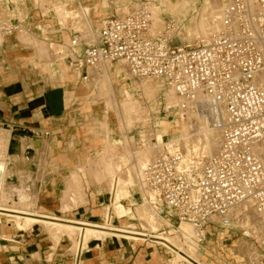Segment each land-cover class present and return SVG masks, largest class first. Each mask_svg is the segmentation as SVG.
<instances>
[{
    "label": "built area",
    "instance_id": "built-area-1",
    "mask_svg": "<svg viewBox=\"0 0 264 264\" xmlns=\"http://www.w3.org/2000/svg\"><path fill=\"white\" fill-rule=\"evenodd\" d=\"M39 1L0 0V51L9 36L35 34L27 23L31 7L46 41L61 43L53 37L67 35L61 61L78 81L88 84L109 68L128 89L145 81L160 85L158 120L171 125L163 139L157 138L161 126L154 115L143 114L130 129L132 136H124L134 163L135 153L154 149L139 173L143 189L152 194L147 206L160 226L145 229L139 219L122 217L146 231L141 242L167 251L170 257L163 264L178 252L182 264H210L215 252L209 238L226 245L235 231L238 240L254 248L243 256L246 262L264 264V160L255 152L264 143V0H214L221 10L208 17L206 32L181 42L175 40L181 23L172 15H165L161 30L154 27L150 0H125L123 13L118 0H108V15L95 20L89 13L82 26L71 18L62 23L55 6L82 10L86 0ZM134 92L144 95L139 87ZM114 120L111 134L116 136ZM182 125L190 134L188 142H172ZM203 132L214 136V150H206ZM41 135L52 132L44 129ZM105 211L102 223L108 221ZM249 212L252 222L240 227ZM184 224L189 230L182 229ZM167 236H178L177 245ZM189 246L197 249L195 255ZM86 249H77L74 264H80ZM134 255L130 246L129 258Z\"/></svg>",
    "mask_w": 264,
    "mask_h": 264
},
{
    "label": "bare ground",
    "instance_id": "bare-ground-1",
    "mask_svg": "<svg viewBox=\"0 0 264 264\" xmlns=\"http://www.w3.org/2000/svg\"><path fill=\"white\" fill-rule=\"evenodd\" d=\"M39 3L43 6L42 2L39 1ZM192 8H194V10L202 16L205 15V12H207L211 17L218 16L221 10L220 5L216 4V2H212V0L205 2L199 0H180L179 2H173V0H157L155 3L150 2V10L153 15L154 27H156L158 30H161L163 28L165 15H171L169 11H172V15L175 20L181 22V14H187ZM55 9L62 23H65L68 18H71L74 24H76L77 26H82L87 23L85 10H68L63 8L61 5L55 6ZM123 12L125 11L122 10L121 13ZM96 13L98 14L99 12ZM20 16L22 17V14ZM100 17L104 16L101 15ZM205 32V22L201 19L197 24L195 23V27L193 29L182 30L181 34L176 36L175 40L176 42H181L182 40L192 36L193 33L196 35H201ZM17 37L19 41L25 46L35 47L36 52L28 58L29 61H34V55H37L40 60L48 59V55H51V57L53 58L52 62L57 63L61 69V79L65 80L68 78L66 66L64 62L61 61L60 56V52H62L64 49V44L51 41L46 42L45 39L41 37V35L37 36L27 31L19 33ZM65 38L68 40L67 35H65ZM38 66L43 72L49 73L50 79L46 81V84H49L53 77L51 75V67L47 64L40 63L38 64ZM115 66L116 68H119L118 65ZM116 80L114 75L110 72L109 68H107L99 75H95L90 82L91 84L83 83L82 87L84 88V86L87 85L89 86L87 89L90 90L92 87L94 90H96V95L106 94L110 97V99L113 100V98L115 97L114 84ZM155 84L157 85V87H154ZM138 87L143 91L145 96H152L155 91H160V85L158 83L150 81H145L141 85H136V90L138 89ZM117 91L122 94L121 90L116 89V92ZM95 94L92 98L96 96ZM137 102V100H133L132 97H129L119 106L116 100L115 111L110 107V105L107 106V104L105 103L103 114L106 113L107 117H109L108 114H111V112L114 111L113 113L114 117L116 118V122L118 123V127L119 129H123V123H131L133 120V116L138 113L137 109L139 108L138 106H136ZM120 114L122 115L120 116ZM107 117L105 116V120H103L104 122L101 123L103 124L102 127L103 129H105L104 132L107 136L105 138V145L101 149L96 151L97 159L87 164L88 174L89 176H93L96 182L102 183L108 178L110 180L109 191L111 193V197L105 211V215H107L108 219L107 223L92 222L84 219H70L66 216L38 211L36 209L38 205V198L33 197L31 188L28 184V180L31 177L30 172L22 170L12 171L9 168V162L11 160L16 161L18 158L15 157L14 159H12L10 148L13 141V136L11 130L5 127H0V222L3 221V217H6L8 221L14 222V227L16 230H25L33 227L34 225H43L44 229L52 235V238L56 244H58L61 238L64 236L71 238L76 237L77 240L75 241V246L77 249H81L82 246L85 248L93 237L100 239L111 237L116 239V243L118 242V240H124L126 242L135 240L136 242H141L143 238L142 236H144L146 233L145 230L141 231L129 226V221L126 220L122 221V225L114 223L115 219L117 220V209L115 217V208H113V206H116L117 202L119 201L120 188L122 187L123 183L126 182V180L123 179L122 173L126 174L128 172L130 173L128 181L133 184L132 186H136L137 188H139V198L142 202V214L144 215L142 217H138L137 219L140 220L141 225L145 229L149 228L153 229L154 231L158 230L160 222L157 218H155V216L151 213L149 207L147 206V201L150 199V197H152V194L149 191L143 189L139 173V169L145 164V162L154 156V149L150 148L147 150L138 151L135 154L137 163L135 164V166H129L132 160V154L129 150H127V153L125 155L115 154L114 150L115 148H117L116 139H119V136H115V141L111 138L109 123L110 121L107 120ZM161 119L165 121L164 118ZM166 123H162L164 124L163 131L165 133L167 132L168 127L171 126L168 122ZM179 132L180 134L178 136H175L172 142H177L180 140L188 142L190 134L188 133L184 125L181 126ZM203 134H205V138L207 141V144L205 145L206 150H214L216 146V142L213 140L214 136H211L207 132H203ZM158 140L160 141L161 139ZM198 147V143L196 142L193 148L195 151H197ZM255 152L264 160V143L257 145L255 148ZM69 172V175L64 180L61 195L62 197H60L61 211L64 213L86 202V192L84 190L82 177L80 176L77 169L74 171L69 170ZM15 174L18 179V183L14 182ZM251 214L252 213L249 212L245 215L240 227L246 228L250 225V223L252 222ZM182 229L189 230V226L184 224L182 225ZM165 238L176 245L179 241L178 236H167ZM243 242H241L240 244L241 247L244 244ZM241 247L239 246V248ZM189 248V253L191 255H195L197 249L193 246H189ZM182 256L183 255L178 252V254L171 260L170 264H182L180 263L181 259H183ZM214 258L218 259V256L215 254L212 259Z\"/></svg>",
    "mask_w": 264,
    "mask_h": 264
},
{
    "label": "crops",
    "instance_id": "crops-1",
    "mask_svg": "<svg viewBox=\"0 0 264 264\" xmlns=\"http://www.w3.org/2000/svg\"><path fill=\"white\" fill-rule=\"evenodd\" d=\"M26 12L30 15L29 21L27 22L28 25L35 32H39L38 24L40 23V19L37 14L32 12L31 7H28ZM65 35H55L53 39L66 42ZM22 46L24 44L19 41L17 36H9L5 39L4 47L0 51V124L10 129L11 133L15 132L16 129L24 132L28 128V134H33V136L19 134L16 138L13 137V141L20 139L24 143L20 145L21 142H18L21 148L19 149L21 150V154H12L10 151L12 157L18 158L16 161L11 162V164L16 166V163H21L25 168H11L12 170L30 172L31 178L28 182L34 189L35 187L39 189L38 205L36 207L38 211L66 216L70 219L100 222L103 220V212L100 208H96V205H102V203L97 202L101 198L105 199L107 191L96 194H87L86 191L90 185H101L100 183L92 182V179L87 174L88 171L86 168L89 159L96 153L93 152L89 155V149L85 147L78 148V141L74 142L77 139L75 137L77 133L73 134L72 142L68 147L62 149L56 147V141L53 137L54 133L47 126L53 118H62L63 113H67L66 111H69L70 116L75 115L74 106L77 102L71 99L69 103H66V91H64L63 101H56L55 98L58 93H61L62 87L51 86L50 83L46 84L45 82L41 98L35 101L37 105H35L33 114L31 116H25L24 113L27 111L22 109V95H20L23 92V87L19 86V89H17L15 84L9 86L10 82L13 81V75L23 76L29 72L27 66L25 67L26 63L21 62H23L22 60H28L30 56L26 58L19 57V55H25L21 52L25 48H22ZM9 55H11V58L15 55L18 56L14 58L12 64ZM64 64L68 73V78L65 80L76 84L78 79L71 73L67 64ZM35 67L34 65L33 69ZM5 75H9L8 78H5ZM82 84L79 86V89L82 88ZM28 85L31 86V83H28ZM29 90L32 91V89ZM90 110V108L87 109L85 113H89ZM84 122L85 119L83 118L76 119L78 125H83ZM44 129L50 130L52 135L49 137L42 136L41 131ZM111 138L113 139L114 137L111 135ZM29 151L33 152L32 155L34 156L35 163L29 161L25 156V152L28 153ZM43 156L46 163L45 166L38 163ZM33 165L35 170L26 167H32ZM69 169L71 171L76 169L77 171L80 170V176L82 177L86 192V202L64 213L61 211L60 203L64 183L62 178L63 174L69 172ZM113 208H115V217L117 209V218L121 217V221H127L126 218H122L124 213L129 217L135 216L131 210H126L124 206L118 205ZM2 234H7L9 237L2 241L4 248L0 251V264H74L76 262L75 253L77 250L71 249L70 239L62 237L58 244H54L51 235L46 232L43 225H34L25 230L10 229L7 233L0 231V235ZM117 244L115 239H104L103 241L93 243L84 250L80 264H163L170 257L167 251L152 243L134 242L129 245L128 242L122 244L117 242ZM130 246L135 250V255L132 258H129ZM122 248H124L123 253H120L116 258V251H120ZM213 252L216 253V250ZM210 264H212L211 261Z\"/></svg>",
    "mask_w": 264,
    "mask_h": 264
},
{
    "label": "rangeland",
    "instance_id": "rangeland-1",
    "mask_svg": "<svg viewBox=\"0 0 264 264\" xmlns=\"http://www.w3.org/2000/svg\"><path fill=\"white\" fill-rule=\"evenodd\" d=\"M118 1H119V3H121L120 4V6H121L120 13H121L122 10L125 11L124 7L126 4L125 3L122 4L123 1H125V0H118ZM156 1L157 0H150V2H152V3H155ZM179 1L180 0H173V2H179ZM199 1L205 2V1H211V0H199ZM212 2H216V1L212 0ZM108 3H109L108 0H103V1L102 0H86L85 4L87 6L82 9V10H85L86 19L88 20L87 14H89V13L96 16L94 18L95 20H98V17H100L101 15H103L104 17L107 16L108 13L104 7L107 6ZM216 4H218V3L216 2ZM77 10H79V9H77ZM19 12H20V14H22L21 9H19ZM96 12H99L98 13L99 16L97 15ZM169 13L172 15V11H169ZM208 16H209V14L207 12H205V15H203V16L201 14H198L194 10V8L190 9L187 14L182 13L181 14L182 21L180 22L181 23V30L179 31V33L176 36L180 35L182 30L193 29L195 27V23L197 24L198 21H200L201 19L205 22V29L207 30V28H208L207 27ZM194 18H196V19H194ZM44 31H45V29H44ZM35 35L39 36L40 33L38 31H36ZM196 36L197 35L193 33L192 36H190L189 38H186L184 40H188V39H190L192 37H196ZM42 38L45 39L44 37H42ZM184 40H182V41H184ZM23 47H25V48H23ZM22 48L23 49L21 52L24 53L25 55H21V56L19 55V57H29L36 52L35 47H27L24 45V46H22ZM56 48H59V47H56ZM49 50H50V48H49ZM10 56L11 55H9V59H10V62L12 64L14 62L13 61L14 58L18 57V56L15 55L12 58ZM34 57H35V59L33 58L34 63L32 61H29V60H22L23 62H21V63H26L25 67L27 66L29 72H27L28 74L26 73L23 76L13 75V79H12L13 81L10 82L9 86L15 84L17 86V89H19V86L23 87V92L20 94V95H22L21 106H22V109L27 111L26 113H24V115L25 116H31L33 114L34 109H35V105H37L35 103V101H38L39 98H41L42 90L44 88L45 82L48 79H50L49 73L43 72L41 70V68L38 66V64L39 63L40 64H47L48 66L51 67V72H52L51 75L53 77H52V80L50 82V85L51 86L54 85L55 87H57V86L62 87L61 93H58L56 98H55L56 101H58V102H61V100L63 101L64 91H66V96H65L66 103H69L71 99H73L74 101L77 102V104L74 106L75 115L70 116V113H68L69 111H66L67 113H63L62 118H58V119L53 118L51 120V123L47 125L48 128H51L52 132L54 133L53 137L56 141V147L61 148V149L68 147L69 144H71V142H72L71 140L73 138V134L77 133L75 135V137L78 140L76 139L74 142L78 141V148L85 147V148L89 149L90 150L89 155H91V153H93V152L96 153V151H98L99 149H101L105 145V138L107 137L105 132H104L105 129H103V127H102L103 124H101L104 122L103 120H105V116L107 117L106 113L102 114V112L105 109L104 108L105 103L107 104V106L110 105V107L113 108V110L115 111L116 100H117V104H119V106H120L121 103L123 101H125L126 99H128L129 97H132L133 100L138 101L136 103V106H138L139 109H137L138 113L135 116H133L132 122L128 123L130 125H128L126 122L123 123V125H122L123 129H119L118 123L116 122V136H119V139H116V147L117 148H115V150H114L115 154L125 155L127 153V150H129L127 147V141L128 140L124 139V136H126L125 135L126 133H129V135L132 136L133 132L130 129L132 128L133 124L136 121L141 119V116H140L141 114L144 115L143 118H146V116H148V115H151V116L154 115L155 119H153V121H157V125L161 126V130L157 133V138L161 139V140L163 139V134L165 132L163 131V129H164L163 125L164 124H162V123H166L168 121H166V120L163 121L161 118L158 120L159 116H161L158 113L160 108H161V106H160V100L161 99L158 95L159 91H155V93L152 96H148V95L145 96L143 94H137L134 92L136 90V85L133 86L132 88L129 87L130 89H128L126 85H121L122 81H119L118 79L116 80V78H115V80H116L115 84H114L115 85V97H114L115 99L113 98V100H112L106 94H100V95L97 94L96 95L95 94L96 90H94L92 87H91V90L87 89L89 87L87 85L84 86V88L82 87L81 89H79V86L82 84V82H80V81H78L76 84L75 83L72 84L71 82L69 83L67 80L63 81L60 77L61 69L57 63L52 62L53 58L51 57V55H48V59H43V60H40V58L37 55H34ZM27 63H29V64H27ZM34 65L36 66L35 69H33ZM9 74H12V73H9ZM8 76L9 75H7V76L5 75L4 77L8 78ZM28 83H31V86L28 85ZM154 87H157V85L155 84ZM29 89H32V91H30ZM116 89L121 90L122 94L119 91L116 92ZM87 90H89V91H87ZM94 94L96 96L94 98H92L94 96ZM29 98H30V100H29ZM89 108L91 109L89 111V113H85L87 111V109H89ZM114 111H112L111 114L110 113L108 114V116L110 118L107 117V120H109L110 121L109 123H111V124L115 122V120L113 119V118H115L114 113H113ZM157 113H158V116H157ZM121 115L122 114H120V116ZM82 118L85 119L84 124L78 125L76 123V119H82ZM41 120H43V119L41 118ZM83 127H85V128H83ZM170 127H168V129ZM168 129H167V131H168ZM113 130H114V126L111 125L110 126V134H111V131H113ZM28 132H29L28 128L24 132H20L16 129V131L12 133L13 134L12 136L14 138H16L19 134H23L26 136H33V134H28ZM112 136L114 137L113 140H115V135H112ZM18 142L19 143L21 142L20 145H22L24 143V141H22L20 139L18 141L14 140L12 142L11 148H10V151L12 154H21V150H19L21 148H20ZM112 150H113V148H112ZM25 156L27 157V159L29 161H33L35 163L34 156L32 154L25 152ZM14 158L15 157H12V159H14ZM132 158H133V156H132ZM96 159H97V155L94 154L89 159L88 163H90ZM13 161H15V160H11L9 162V168L11 170H12L11 167H13V168H15V167L25 168V167H23V165L21 163H16V166L11 164V162H13ZM40 161H42V162H40ZM40 161L39 162L36 161V162H38L39 164L41 163V164H43V166H45L46 163H45L44 156H43V158H40ZM136 163H137V158H136L135 163H134V161L131 160V163L129 166H135ZM26 167L35 170V168H33L34 165L32 167L31 166L30 167L26 166ZM12 171H18V170H12ZM78 172L80 174V170H78ZM68 173L63 174V178H62L63 180L62 181H64L66 179ZM87 174H88V172H87ZM129 174L130 173H128V172L126 174L122 173L123 179L126 180V182H124L122 187L120 188V199L117 202L116 206H118V205L124 206V208L126 210H131L132 213L135 215L134 217H131V216L129 217V216H127L126 213H124V215L122 217H129V218L142 217L144 214H142V206H141L142 202H141V199L139 198V188H137L136 186H132L133 184L128 181ZM131 175H132V173H131ZM90 178L92 179L93 183H98V182H95V180H94L95 178L93 176H90ZM9 181H11V180H9ZM14 182L18 183V179L16 177V174L14 175ZM28 184L31 188V193H32L33 197L38 198V194H39L38 190L39 189L37 187H35V189H34L29 182H28ZM100 184L101 185L94 184V185H90L89 187H87V189H86L87 194L103 193L105 191L110 192L109 191L110 190L109 178ZM107 198H108V195L106 194L105 199L101 198L100 201L97 202V203H104V204L96 205V208H100L103 213H104V208L108 204ZM125 199H127V201L124 203L123 200H125ZM115 201H116V199H115ZM130 205H135V209ZM116 206H113V207H116ZM119 218H121V217H119ZM2 220L3 221H1L2 223L0 224V231L2 233H7V232H9L10 229L16 230L14 227L13 221H8L6 217H3ZM102 222H103V220L98 222V223H102ZM116 224L122 225L121 219H120V221L116 220ZM129 226L136 228L137 230L143 231L142 229L137 228V227H139V223H137V222L129 221ZM41 228H43V227H41ZM236 234H235V231H233L229 234V237H231V239L225 243L226 245L220 244L219 240H216L215 238H211V237L209 238V243H211V246H210L211 251L216 250L215 254L218 256V259H219V260L216 258L210 259L212 264H248L243 256L249 257L254 248L250 244V242H248L246 239L242 238V239L238 240L239 236L237 237ZM8 237L9 236L7 234L0 235V251L4 248L2 241L6 240ZM51 237H52V235H51ZM64 237H67V236H64ZM67 238L70 239V241H71V249L76 250L77 248L75 246V243H76L75 241L77 240V238L76 237H73V238L67 237ZM105 239H114V238L106 237ZM103 240L104 239L93 237L91 239V241L89 242V244L85 248L90 247L95 242H100ZM118 242L120 244H122L126 241L118 240ZM241 242L244 243V244L242 243L243 248L240 245ZM131 243H133V242H131ZM136 243H138V242H136ZM54 244H55V242H54ZM116 245H118V244L116 243ZM239 246L241 248H239ZM218 249H219V251H218ZM123 250H124V248H122L120 251H116V258L118 255H120V253H123ZM203 259H205V257Z\"/></svg>",
    "mask_w": 264,
    "mask_h": 264
},
{
    "label": "water",
    "instance_id": "water-1",
    "mask_svg": "<svg viewBox=\"0 0 264 264\" xmlns=\"http://www.w3.org/2000/svg\"><path fill=\"white\" fill-rule=\"evenodd\" d=\"M28 153H29V154H32L33 152H32V151H29Z\"/></svg>",
    "mask_w": 264,
    "mask_h": 264
}]
</instances>
